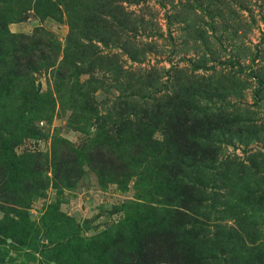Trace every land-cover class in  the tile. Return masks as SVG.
Listing matches in <instances>:
<instances>
[{
	"label": "rangeland",
	"instance_id": "obj_1",
	"mask_svg": "<svg viewBox=\"0 0 264 264\" xmlns=\"http://www.w3.org/2000/svg\"><path fill=\"white\" fill-rule=\"evenodd\" d=\"M1 13L32 46L23 63L60 68L34 75L54 107L0 109V264H264V0H0ZM68 43L105 56L81 65L99 115L55 84L74 82ZM113 102L137 112L118 136L100 127Z\"/></svg>",
	"mask_w": 264,
	"mask_h": 264
},
{
	"label": "trees",
	"instance_id": "obj_2",
	"mask_svg": "<svg viewBox=\"0 0 264 264\" xmlns=\"http://www.w3.org/2000/svg\"><path fill=\"white\" fill-rule=\"evenodd\" d=\"M39 3V1H36L34 6V10L37 12L38 16L41 18L50 16V12L46 10V8H42V10L39 8L41 6ZM15 20L16 16L14 15L9 16L2 13L0 14V109L5 110L6 113H11L15 108H18L19 105H30L37 110L45 109L44 111H48L49 108L56 105V103H54V98H52V92L50 90L44 91L42 84L38 83L34 75L40 70H50V68H52L51 72H56L57 68H60L57 66L58 58L55 60L50 56L41 58L38 62L39 65H37L34 60H27L26 63H23L22 60L25 56L30 55L29 53L23 55V52L26 51V49L32 51V46L23 45L21 40L24 37L22 35H15L6 28L9 22ZM75 30H77V27L72 25V34H75ZM39 32L40 30L36 29L32 38L37 36ZM85 37L86 39H90V36ZM47 45L51 47L52 42H48ZM71 49L72 51H69ZM67 54H70V58L67 57ZM96 55L97 57L95 59L94 56ZM104 58L105 56L98 53V51L91 52L90 49L88 51L80 50L75 44L68 43V47L66 48L63 60L66 62L68 71H72V74L68 76L73 78L72 80L74 82L71 86H68V84L63 81L59 82L65 76V74L60 71L58 72V76H56L57 80L55 84L61 86L60 89L66 92L67 96L73 102L74 107L81 109L83 113L90 112L99 115L100 110L98 106H100V104H98L97 99L99 98L97 94L98 89L96 90L90 81H86L87 88H85V85L81 84L80 77L85 73L81 65L93 63L96 62V60L103 62ZM133 80L134 79L130 77V90L134 92L137 91L135 93L136 95L143 96L139 94L142 90L135 88L137 84H133ZM101 89H103V87ZM115 89L117 91H122L120 86H116ZM109 102L108 100H102V105H107ZM113 103L114 105L111 108L106 109L105 116L100 115V124H102L100 127L107 128L109 125H112V129L110 132H107V134L110 136L113 131H116L115 134L118 136V134L122 135L128 131V129L126 130L123 126L124 130L119 128L118 123H123V125H125L132 122L130 121L132 119L130 117L131 115L135 117L137 112L132 102Z\"/></svg>",
	"mask_w": 264,
	"mask_h": 264
}]
</instances>
